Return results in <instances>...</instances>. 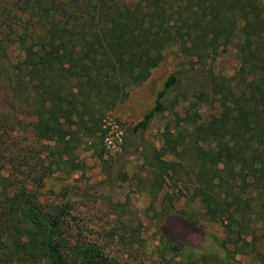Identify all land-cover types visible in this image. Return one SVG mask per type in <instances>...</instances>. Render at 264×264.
<instances>
[{
	"label": "trees",
	"instance_id": "16d2710c",
	"mask_svg": "<svg viewBox=\"0 0 264 264\" xmlns=\"http://www.w3.org/2000/svg\"><path fill=\"white\" fill-rule=\"evenodd\" d=\"M234 46L239 68L229 79L208 73L211 93L193 94L176 134L177 161L143 141L153 119L167 110L163 98L177 83L172 74L155 105L132 127L122 147L144 156L147 173L137 186L163 195L160 256L188 255L194 263L241 264L240 254L259 253L264 240V0H0V82L24 101L35 136L47 143L37 184L56 171L84 170L76 150L86 138L105 157L103 119L127 101L129 88L147 81L178 46L203 62L208 51ZM235 109H230L232 103ZM222 110L207 120L204 137L194 126L202 105ZM195 111V112H194ZM7 142L0 133V154ZM6 150H8L6 148ZM125 159L110 169V182H127ZM0 165V264H115L95 242L73 239L63 221L69 203L46 211L28 179L5 176ZM192 192L226 236L203 234L175 194ZM178 198V197H177ZM192 227L193 238L183 228ZM200 230V231H199ZM199 241L200 243H197ZM233 247V249L231 248ZM259 264H264V255Z\"/></svg>",
	"mask_w": 264,
	"mask_h": 264
},
{
	"label": "rangeland",
	"instance_id": "374dc122",
	"mask_svg": "<svg viewBox=\"0 0 264 264\" xmlns=\"http://www.w3.org/2000/svg\"><path fill=\"white\" fill-rule=\"evenodd\" d=\"M164 55V60L153 70L150 78L139 86L129 88L127 101L119 104L103 119L106 131L104 160L99 158L91 140L86 138L76 150L84 170L72 174L56 171L46 176L42 184H37L34 179H37L36 175L42 169L41 164H48L43 152L47 143L35 136L32 126L34 118L27 103L17 101L18 98L0 82V133L7 142L2 147L3 154H0V165H4L1 171L5 176L13 175L17 182L28 179L29 189L37 193L46 211H54L69 203L70 210L63 221L67 232L75 240L97 243L115 264H201L194 263L188 255L167 253L164 258L160 256L159 227L163 221L160 212L164 206V194L154 199L139 189L136 177L147 173L142 166V151L140 155L128 157L122 147L132 127L155 105L168 78L176 74L177 83L163 98L167 110L153 119L142 138L146 143L165 149L166 160L177 161L175 153L181 149V145L166 136L167 129L177 133L175 125L178 117L186 115L189 105L194 101V93H211L209 71L229 79L239 89L233 79L239 68V56L231 45H220L216 51H208L203 62H197L196 57L182 55L178 46L167 49ZM229 107L235 109L236 103ZM221 110L219 104L213 107L202 105L196 110L195 125L184 124L180 129L188 133L200 128V135L204 137L207 120ZM122 157L125 159L124 170L129 172L130 180L110 182L115 170L111 176L108 171L117 167ZM165 190L175 194V209L185 211L187 216L199 223L205 236H208L207 233L219 238L226 236L223 225L208 218L201 203L191 198L192 192L180 193L171 182ZM183 230L184 234L191 237L195 232L192 227ZM261 243L258 254L237 256L241 264H259L264 255V240Z\"/></svg>",
	"mask_w": 264,
	"mask_h": 264
},
{
	"label": "built area",
	"instance_id": "2783aa9c",
	"mask_svg": "<svg viewBox=\"0 0 264 264\" xmlns=\"http://www.w3.org/2000/svg\"><path fill=\"white\" fill-rule=\"evenodd\" d=\"M120 140H122V139H120Z\"/></svg>",
	"mask_w": 264,
	"mask_h": 264
}]
</instances>
